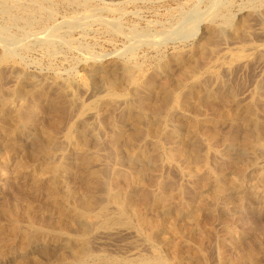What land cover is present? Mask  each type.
Instances as JSON below:
<instances>
[{
  "label": "rangeland",
  "instance_id": "rangeland-1",
  "mask_svg": "<svg viewBox=\"0 0 264 264\" xmlns=\"http://www.w3.org/2000/svg\"><path fill=\"white\" fill-rule=\"evenodd\" d=\"M0 240L264 264V0H0Z\"/></svg>",
  "mask_w": 264,
  "mask_h": 264
},
{
  "label": "bare ground",
  "instance_id": "bare-ground-1",
  "mask_svg": "<svg viewBox=\"0 0 264 264\" xmlns=\"http://www.w3.org/2000/svg\"><path fill=\"white\" fill-rule=\"evenodd\" d=\"M242 24V23H241ZM249 27V26H248ZM240 30V29H239ZM258 30V29H257ZM233 37V35L231 36ZM228 49V48H227ZM226 49V50H227ZM236 50V49H235ZM223 51V50H222ZM246 51V50H245ZM243 52V51H241ZM240 53V52H239ZM236 54L238 55H241V54ZM246 57L248 55H245ZM228 57V56H227ZM237 57V58H238ZM244 57V58H246ZM240 58V57H239ZM220 61V60H219ZM31 77V76H30ZM28 78V77H27ZM32 78V77H31ZM31 80V79H29ZM136 81V80H135ZM138 82V81H137ZM25 84V83H24ZM260 88V87H259ZM19 93H22V92H19ZM19 96V95H18ZM22 96V95H21ZM168 131L171 133L172 136H176L178 134V129H176L175 127H173L171 124H168ZM81 130V129H80ZM167 131V133H168ZM166 133V132H165ZM169 134V133H168ZM167 139V138H166ZM194 144V143H193ZM227 146V145H226ZM229 150L230 151H235L234 147L232 145L229 146ZM244 150V149H243ZM239 151V150H238ZM242 153L246 154L245 151H243ZM136 161V160H135ZM134 161V162H135ZM259 164V163H258ZM215 191V190H214ZM159 195V194H158ZM159 197V196H158ZM158 200V199H157ZM160 201V199H159ZM222 201V200H221ZM88 204V203H87ZM214 207V206H213ZM220 207V206H219ZM168 208V207H167ZM190 208V207H189ZM214 209V208H213ZM164 210V209H163ZM220 210V209H219ZM165 211V210H164ZM218 212V211H217ZM82 214V213H81ZM164 214V213H163ZM84 216V215H83ZM218 216V215H217ZM81 217V216H80ZM84 219L87 218L86 215L85 217H83ZM82 218V220H83ZM90 219V218H88ZM85 221V220H84ZM91 222V221H90ZM89 222V223H90ZM160 225V224H159ZM101 226V225H100ZM94 230V229H93ZM183 230V229H182ZM98 232V230H97ZM180 233V232H179ZM110 235V234H109ZM96 237V236H95ZM100 238V237H99ZM1 241V240H0ZM29 241V240H28ZM258 243V242H257ZM111 244V243H110ZM101 245V244H100ZM102 246V245H101ZM140 246V245H139ZM80 247V246H79ZM76 248V247H75ZM79 249V248H78ZM82 249V248H81ZM131 249V248H130ZM63 250V249H62ZM89 250V249H88ZM107 250V249H106ZM144 250V249H143ZM148 250V249H147ZM176 251H177V247H176ZM46 252V251H45ZM77 253V252H76ZM149 253V252H148ZM48 254V253H47ZM79 254V253H77ZM151 254V253H150ZM80 255V254H79ZM145 255H140V254H133L131 256H128L127 258H116V259H113L111 261L108 262V264H168L163 258L161 257H158L156 255H154L152 258L150 257H144ZM171 257V256H170ZM177 258V257H176ZM54 259V258H52ZM100 255L98 254H95V253H84L82 254V256H78V258H76L75 260H72V262L70 263H67V264H88L90 262H95L97 260H100ZM104 259V258H103ZM253 259V258H252ZM102 260V259H101ZM67 261V260H66ZM175 261V260H174ZM105 262V261H104Z\"/></svg>",
  "mask_w": 264,
  "mask_h": 264
}]
</instances>
